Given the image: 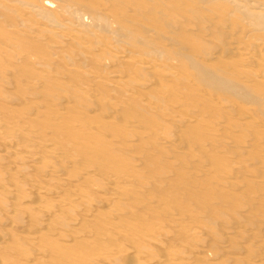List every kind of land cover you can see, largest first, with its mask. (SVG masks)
Here are the masks:
<instances>
[{
    "label": "rangeland",
    "instance_id": "374dc122",
    "mask_svg": "<svg viewBox=\"0 0 264 264\" xmlns=\"http://www.w3.org/2000/svg\"><path fill=\"white\" fill-rule=\"evenodd\" d=\"M40 1L0 0V264H264V0Z\"/></svg>",
    "mask_w": 264,
    "mask_h": 264
},
{
    "label": "bare ground",
    "instance_id": "6f19581e",
    "mask_svg": "<svg viewBox=\"0 0 264 264\" xmlns=\"http://www.w3.org/2000/svg\"><path fill=\"white\" fill-rule=\"evenodd\" d=\"M24 1H25V0H24ZM41 1H42V0H41ZM41 1H40V4H33V6H34L35 8H37V9H35V10L37 11L38 14H40V13L42 14V13H43V15H45V16H46V14H47V15H50V13H48V12H49V9L51 10V7L53 6V4H52L53 2H52L51 0H45V1H42V2H41ZM61 1H63V0H61ZM103 1H104V0H103ZM21 2H22V1H21ZM38 2H39V1H38ZM6 3H7V2H6ZM19 3H20V2H19ZM23 3H24V2H23ZM62 3H63V2H62ZM231 4H232V3H231ZM30 5H31V4H30ZM0 6H1V5H0ZM5 6H6V5H5ZM15 6H16V5H15ZM71 6H72V5H71ZM20 7H21V6H20ZM28 7H29V6H28ZM65 7H66V6H65ZM67 7H68V6H67ZM239 7H240V6H239ZM239 7H238V8H239ZM244 7H245V6H244ZM6 8H7V7H6ZM30 8H32V7H30ZM30 8H29V9H30ZM240 8H241V7H240ZM64 9H67V8H64ZM75 9H77V8H75ZM78 9H79V8H78ZM236 9H237V8H236ZM249 9H250V8H249ZM30 10H32V9H30ZM35 10L33 9L32 11L36 12ZM80 10H81V9H80ZM80 10H79V11H80ZM228 10H229V9H228ZM28 11H29V10H28ZM68 11H69V10H68ZM79 11H76V10H75V11L73 12V14H74V13L76 14V15H75L76 18H77V15H78V13H76V12H79ZM186 11H187V10H186ZM100 12H101V11H100ZM243 12H244V11H243ZM258 12H259V11H258ZM258 12H257V13H258ZM37 13H36V14H37ZM82 13H83V12H82ZM82 13H81V14H82ZM96 13H97V12H96ZM246 13H247V11H246ZM259 13H261V12H259ZM41 14H40V15H41ZM83 14H84V13H83ZM83 14H82V15H83ZM90 14H91V13H90ZM253 14H254V13H253ZM261 14H262V13H261ZM70 15H72V14H70ZM257 15H258V16H257ZM257 15H255V16H257V18H259L260 14H257ZM262 15L264 16V13H263ZM65 16H66V15H65ZM255 16H254V17H255ZM81 17H82V16H81ZM81 17L79 16L78 18L80 19ZM95 17H96V16H95ZM95 17H94V18H95ZM221 17H222V16H221ZM260 17L262 18V16H260ZM44 18H45V17H44ZM48 18H49V17H48ZM94 18H93V19H94ZM99 18H101V17H99ZM215 18H216V17H215ZM243 18H245V17H243ZM45 19H46V18H45ZM52 19H53V18H52ZM52 19L50 18L51 21H52ZM79 19H78V20H79ZM96 19H97V18H95V21H96ZM259 19H260V18H259ZM1 20H2V19H1ZM249 20H251L250 17H249ZM253 20H254V19H253ZM261 20H264V19H260V21H261ZM53 21H56V20H53ZM95 21H94V23H96ZM255 21H256V20H255ZM56 22H58V21H56ZM253 22H254V21H253ZM4 23H5V22H4ZM64 23H65V22H64ZM255 23H257V21H256ZM261 23H264V21H262ZM261 23H259V25L262 26ZM56 24H58V23H56ZM99 24H100V23H99ZM35 25H36V24H35ZM93 25H94V24H93ZM259 25H258V26H259ZM263 25H264V24H263ZM14 26H15V25H14ZM113 26H114V25H113ZM12 27H13V26H12ZM46 27H47V26H46ZM46 27H45V28H46ZM112 28H113V27H112ZM114 28H115V27H114ZM15 29H16V28H13L14 31H15ZM49 29H50V28H48V30H49ZM10 30H12V28H11ZM18 30H20V33H22V32H21V30H22L21 28L18 29ZM59 30H60V29H59ZM218 30H219V29H218ZM249 30H250V29H249ZM256 30H257V29H256ZM16 31H17V29H16ZM50 31H54V33H56L55 30H49V32H50ZM61 31H62V30H61ZM81 31H83V30H81ZM17 32H18V31H17ZM38 32H39V31H38ZM57 32H58V31H57ZM236 32H238V31H236ZM23 33H24V32H23ZM54 33H52V34H54ZM243 33H245V32H243ZM24 34H25V33H24ZM58 34H60V32H59ZM25 35H26V34H25ZM73 36H74V35H73ZM232 36H233V35H232ZM58 37H59V36H58ZM29 39H30V38H29ZM32 39H33V38H32ZM67 39H68V37H67ZM38 40H39V39H38ZM84 40H85V39H84ZM82 41H83V39H82ZM88 41H89V40H88ZM114 41H115V40H114ZM263 41H264V40H263ZM86 42H87V41H86ZM263 43H264V42H263ZM81 44H82V43H81ZM245 44H246V43H245ZM117 45H118V44H117ZM4 47H5V46H4ZM6 48H7V47H6ZM56 52H58V51H56ZM231 53H232V52H231ZM237 54H238V53H237ZM246 54H249V55H250V52H248V53H246ZM69 55H71V54H69ZM20 56H21V55H20ZM20 56H19V58H20ZM61 56H62V55H61ZM119 56H120V55H119ZM144 56H145V55H144ZM243 56H244V55H243ZM250 56H251V55H250ZM252 57H254V56L252 55ZM129 58H130V57H129ZM146 58H147V56H146ZM246 58H247V57H246ZM58 59H59V58H58ZM132 59H133V58H132ZM247 59H248V58H247ZM253 59H254V58H253ZM255 59H257L256 56H255ZM255 59H254V60H255ZM171 61H172V60H171ZM238 61H239V60H238ZM256 61H257V60H256ZM61 62H62V61H61ZM63 62H64V61H63ZM146 62H147V61H146ZM146 62H145V65H146ZM151 63H152V62H151ZM153 64H154V63H153ZM81 66H82V65H81ZM81 66H80V67H81ZM262 66H263V69H264V65H262ZM149 67H150V66H149ZM118 68H119V67H118ZM122 68H123V66H122ZM127 70H128V69H127ZM72 71H73V73H74V70H73V69H72ZM76 72H77V71H76ZM76 72H75V73H76ZM165 72H166V71H165ZM75 73H74V74H75ZM81 76H82V75H81ZM112 76H113V75H112ZM118 76H119V75H118ZM120 77H121V76H120ZM260 77H261V76H260ZM121 78H122V77H121ZM107 87H108V86H107ZM114 88H115V87H114ZM58 90H59V89H58ZM108 103H109V102H108ZM176 116H177V115H176ZM0 122H1V121H0ZM1 123H2V122H1ZM107 128H108V127H107ZM94 129H95V128H94ZM100 134H101V133H100ZM101 136H102V135H101ZM78 140H79V139H78ZM222 140H223V139H222ZM31 141H32V143H33L34 140H30L29 142H31ZM217 141H218V140H217ZM3 142H4V141H3ZM27 142H28V141H27ZM34 142H35V141H34ZM36 142H37V144H40V143H38V141H36ZM36 142H35V143H36ZM111 142H112V141H111ZM1 143H2V142H1ZM32 143H31L30 145H29V144H27V145L32 146ZM35 143H34V144H35ZM108 143H109V142H108ZM34 144H33V146H35ZM37 144H36V145H37ZM50 144H51V143H50ZM214 144H216V143H214ZM0 145H1V144H0ZM8 145H9V144H8ZM40 145H41V144H40ZM33 146H32V147H33ZM41 146H42V145H41ZM38 147H39V146H38ZM242 147H243V146H242ZM179 149H180V148H179ZM21 153H22V152H21ZM11 154H12V153H11ZM18 154H19V153H18ZM13 155H14V154H13ZM32 155H34V154H32ZM57 157H58V156H57ZM37 171H38V170H37ZM54 173H55V172H54ZM40 177H41V176H40ZM111 177H112V176H111ZM55 179H56V178H55ZM59 180H60V179H59ZM59 180H58V181H59ZM30 182H31V181H30ZM58 183H59V182H58ZM36 185H37V184H36ZM42 185H43V184H42ZM37 186H38V185H37ZM40 187H41V186H40ZM33 188H34V187H33ZM10 189H11V188H10ZM65 189H66V188H65ZM0 191H1V190H0ZM49 192H50V191H49ZM98 192H99V191H98ZM112 195H113V194H112ZM105 196H106V195H105ZM15 197H16V196H15ZM54 197H55V196H54ZM58 197H59V196H58ZM25 200H26V199H25ZM29 207H30V206H29ZM33 209H35V208H33ZM12 210H13V209H12ZM91 210H92V209H91ZM76 213H77V212H76ZM163 214H164V213H163ZM72 218H73V217H72ZM119 218H120V217H119ZM137 220H138V219H137ZM79 221H80V220H79ZM35 225H36V224H35ZM81 225H82V224H81ZM150 226H151V225H150ZM201 226H202V225H201ZM207 227H208V226H207ZM110 228H111V227H110ZM139 230H140V229H139ZM162 231H163V230H162ZM153 232H154V231H153ZM148 233H149V232H148ZM129 235H130V234H129ZM118 236H120V235H118ZM71 239H72V238H71ZM155 239H156V238H155ZM109 240H110V239H109ZM3 242H4V241H3ZM109 247H110V246H109ZM117 248H118V247H117ZM156 249H157V248H156ZM67 253H68V252H67ZM136 254H137V253H136ZM144 255H145V254H144ZM124 256H125V255H124ZM174 257H175V256H174ZM65 258H66V257H65ZM126 258H127V257H126ZM143 258H144V257H143ZM173 260H174V259H173ZM6 262H7V261H6ZM218 262H219V261H218ZM80 264H81V263H80ZM174 264H175V263H174Z\"/></svg>",
    "mask_w": 264,
    "mask_h": 264
}]
</instances>
